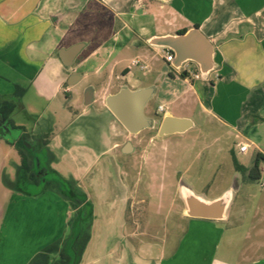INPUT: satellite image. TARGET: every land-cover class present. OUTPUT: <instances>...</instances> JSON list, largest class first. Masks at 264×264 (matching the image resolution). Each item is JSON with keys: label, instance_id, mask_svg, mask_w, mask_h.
Masks as SVG:
<instances>
[{"label": "crops", "instance_id": "crops-1", "mask_svg": "<svg viewBox=\"0 0 264 264\" xmlns=\"http://www.w3.org/2000/svg\"><path fill=\"white\" fill-rule=\"evenodd\" d=\"M194 27L214 48L215 68L199 80L183 78L181 68L166 61L169 49L150 45L153 38ZM81 42L82 52L72 67H66L60 50ZM125 51L137 53L131 65H125ZM157 57L168 70L159 69ZM138 66L154 75L150 83L139 88L122 84ZM85 78L97 82L89 87L94 89L90 105L97 101L98 90L113 89L116 81V93L123 88L159 90L158 108L164 111L157 108L155 114L161 118H188L193 128L196 116L203 125L214 121L234 140L231 153L236 158L256 155L255 163L240 166L249 177L258 163L255 182L264 188V0H0V104L14 101L17 87L25 90L21 100L31 89L47 102L61 94L68 100L71 87ZM75 126L70 120L63 135L52 132L48 147L52 168L83 190L79 181L90 168L84 163L95 154L63 145L64 139H76ZM240 144L249 145L246 153L239 152ZM16 149L0 138V264H52L48 250L56 246L59 256L74 211L56 192L28 197L7 187L21 163ZM244 187H225L217 196L199 197L211 202L230 192L224 219H194L184 212L182 239L157 264H264V209L255 196L242 191ZM93 215L91 226L98 218L95 209ZM122 229L120 224L118 232ZM94 236L80 264H96L98 258L89 259L95 249L104 251L111 263L124 264L122 255L116 258L119 242L108 248L106 240L98 244ZM124 245L128 249V243ZM130 264H140L139 257Z\"/></svg>", "mask_w": 264, "mask_h": 264}, {"label": "rangeland", "instance_id": "rangeland-1", "mask_svg": "<svg viewBox=\"0 0 264 264\" xmlns=\"http://www.w3.org/2000/svg\"><path fill=\"white\" fill-rule=\"evenodd\" d=\"M125 52L128 60L125 65H131L137 53ZM155 64L159 69H169L159 57ZM132 69L133 74L126 78L127 84L121 82L127 87L139 88L154 77L144 74L139 66ZM96 84L94 78H85L71 87L68 100L61 94L52 102L38 98L31 89L23 100L14 98L17 107L10 117L16 126L37 137L52 132L63 135L65 126L73 120L77 127L76 139H64L63 145L85 147L95 154L84 163L90 168L79 181L98 216L89 232L90 236L95 235V243L106 240L110 248L119 242L116 258L121 259L122 255L124 264H130L137 257L140 264H157L182 239L187 224L183 217L187 208L183 195L186 189L207 198L219 195L225 187L245 185L242 191L255 196L264 209V188H260L256 180L251 181L243 171L236 170L231 153L235 142L217 123L207 121L203 125L196 116V126L189 131L160 137L158 131L163 118L155 114L162 101L158 90L145 109L153 126L132 135L106 105L107 97L115 93L118 82L113 83V89L98 90L97 101L85 106L86 91ZM162 91H167V87L163 86ZM19 134V130H12L9 136ZM128 142L133 150L125 153L123 148ZM256 161V155H237L239 165L247 166ZM31 191H38V188ZM120 224H123L122 233L118 232ZM120 241L127 242L128 249L123 248L125 245ZM131 246L139 248L135 250ZM95 250L89 258L91 261L98 258L96 264H114L104 251ZM55 252L56 246L48 250L52 264L58 258Z\"/></svg>", "mask_w": 264, "mask_h": 264}, {"label": "water", "instance_id": "water-1", "mask_svg": "<svg viewBox=\"0 0 264 264\" xmlns=\"http://www.w3.org/2000/svg\"><path fill=\"white\" fill-rule=\"evenodd\" d=\"M150 45L172 50L175 55L172 65L176 69L183 68L182 66L186 62H192L199 67L202 76L206 77L215 68L213 45L197 27L175 36L153 38L150 40ZM84 46L85 44L81 42L69 48L61 49L59 57L62 63L66 67H72ZM72 80H74V77ZM93 90L88 88L86 92V106L93 102ZM154 93V87L134 89V91L123 88L119 92L109 95L106 99V105L124 128L130 134L136 135L153 126L152 120L146 116L144 109ZM193 126L194 123L191 119L167 115L162 119L158 135L164 137L172 134H182ZM123 150L125 153H129L133 150V145L128 142ZM183 195L187 207L185 214L194 219H224L226 207L231 200L230 192H227L219 200L211 202L200 199L189 189L184 190Z\"/></svg>", "mask_w": 264, "mask_h": 264}, {"label": "trees", "instance_id": "trees-1", "mask_svg": "<svg viewBox=\"0 0 264 264\" xmlns=\"http://www.w3.org/2000/svg\"><path fill=\"white\" fill-rule=\"evenodd\" d=\"M198 28V27H197ZM186 30L180 33H185ZM174 54L172 50H169ZM183 78L188 77L185 72L181 73ZM16 98L22 97L24 89L17 87ZM15 101H4L0 104V116L12 127L19 130L20 134L16 139L11 140L6 137L0 127V138L8 144L13 145L21 157V163L17 168L16 179L8 182L7 187L16 193L28 197H38L47 191H53L64 197L69 203L73 216L69 220L67 227L69 231L63 239L62 249L59 251L58 260L55 264H80L82 256L90 239V228L94 218V206L88 200L87 194L73 180H68L60 175L51 166V151L48 147L50 135L44 134L40 137L26 131L23 127H18L10 120L11 115L16 111ZM232 158L237 171H244L237 162V158L232 153ZM43 159L46 161L43 163ZM260 175L258 163L253 167L249 178L257 180ZM38 188V191H31Z\"/></svg>", "mask_w": 264, "mask_h": 264}, {"label": "built area", "instance_id": "built-area-1", "mask_svg": "<svg viewBox=\"0 0 264 264\" xmlns=\"http://www.w3.org/2000/svg\"><path fill=\"white\" fill-rule=\"evenodd\" d=\"M165 59L167 62L171 63L175 60V55L170 52L169 50H166L165 51ZM135 65H139V62H135ZM194 65V66H192ZM183 68V71L182 72H185L188 74V76H192L195 80H199L201 79L203 76L202 74L200 73V71H195V64L194 63H190V62H186L183 64L182 66ZM142 69H147L146 66H142L141 67ZM159 112H163L164 111V107L163 106H159L158 108ZM249 149V145L248 144H240L239 145V152L240 153H246ZM261 184L264 185V177L261 178Z\"/></svg>", "mask_w": 264, "mask_h": 264}, {"label": "flooded vegetation", "instance_id": "flooded-vegetation-1", "mask_svg": "<svg viewBox=\"0 0 264 264\" xmlns=\"http://www.w3.org/2000/svg\"><path fill=\"white\" fill-rule=\"evenodd\" d=\"M0 127L3 129L2 131L4 132V134L6 135V137L8 138V139H11V140H14V139H16L17 138V136L16 137H10L9 135H10V132L12 131V130H15V129H12V127L6 122V120L5 119H3L1 116H0ZM74 214V213H73ZM71 219V218H70ZM93 220H94V218H93ZM93 222V221H92Z\"/></svg>", "mask_w": 264, "mask_h": 264}]
</instances>
